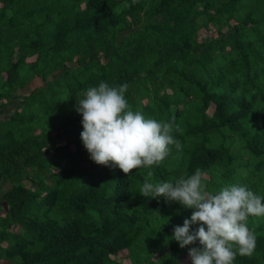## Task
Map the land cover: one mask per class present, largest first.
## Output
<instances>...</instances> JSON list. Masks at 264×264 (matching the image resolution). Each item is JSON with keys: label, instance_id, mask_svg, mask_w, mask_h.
<instances>
[{"label": "trees", "instance_id": "1", "mask_svg": "<svg viewBox=\"0 0 264 264\" xmlns=\"http://www.w3.org/2000/svg\"><path fill=\"white\" fill-rule=\"evenodd\" d=\"M101 81L127 83L146 118L174 117L182 151L131 174L92 161L75 105ZM14 101L0 119V264H122V249L129 264H184L199 242L168 238L192 210L139 190L200 168L210 193L264 197V0H0V108ZM247 227L257 247L233 264H264V216Z\"/></svg>", "mask_w": 264, "mask_h": 264}, {"label": "clouds", "instance_id": "2", "mask_svg": "<svg viewBox=\"0 0 264 264\" xmlns=\"http://www.w3.org/2000/svg\"><path fill=\"white\" fill-rule=\"evenodd\" d=\"M128 88L127 83L113 87L101 81L88 87L82 98L76 97L75 105L82 116L80 138L90 159L105 167H119L125 174L142 166H158L170 154V146L182 151L181 142L173 135L181 131L175 118L157 121L134 112L126 99ZM202 176L197 168L193 175L181 176L175 182L145 181L139 194L163 197L166 203L192 210L191 217L185 218L182 226H175L168 238L182 249L199 242L200 247L189 249L191 264H233L236 255L252 257L257 238L247 227V217L264 216V197L236 183L210 193Z\"/></svg>", "mask_w": 264, "mask_h": 264}, {"label": "rangeland", "instance_id": "3", "mask_svg": "<svg viewBox=\"0 0 264 264\" xmlns=\"http://www.w3.org/2000/svg\"><path fill=\"white\" fill-rule=\"evenodd\" d=\"M211 31H212V28H211V30H206V29L202 28V29L199 30V34L201 36H204L205 34L210 33ZM38 83H39L38 79L31 80L30 83L24 88V91L28 92L31 89L32 86H35ZM18 103H19V101H14V102H12L11 104H9L7 106L1 107L0 108V119L2 120L4 118L8 117L11 114V112H13V110L18 106ZM212 109H213V105H211L209 110H212ZM55 132L56 131H53L52 133H55ZM82 165H86V163L83 162ZM9 185H10L9 182L0 183V200H1V192H2V190L6 189ZM172 235L173 234H171V236ZM115 257H116L117 260H120L122 262V264H129V262H130V260L127 257V250L126 249L120 250L117 253V255H115ZM183 261H185L184 264H189V261H190L189 256H187V258H185ZM180 263H182V260L180 261Z\"/></svg>", "mask_w": 264, "mask_h": 264}]
</instances>
